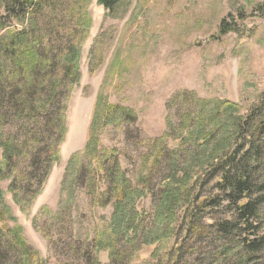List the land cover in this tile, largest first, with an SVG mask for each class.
Returning a JSON list of instances; mask_svg holds the SVG:
<instances>
[{
  "label": "trees",
  "instance_id": "16d2710c",
  "mask_svg": "<svg viewBox=\"0 0 264 264\" xmlns=\"http://www.w3.org/2000/svg\"><path fill=\"white\" fill-rule=\"evenodd\" d=\"M94 1L0 0V183L11 182L9 192L24 214H29L61 160L67 113L81 82L83 48L93 26ZM96 2L112 19H121L133 9L97 95L86 144L72 156L62 183L64 187L79 182L80 166L86 160L90 167L111 166L114 213L93 247L96 264L105 250L111 252L110 264H132L135 258L129 256L119 262L121 241L140 234L146 238L144 245L158 244L155 264H206L196 257L198 249L191 247L199 242H208L212 249L207 264H264V92L246 115L239 104L207 100L196 92L181 91L171 98L168 132L151 140V162L149 158L141 162L140 197L148 195L155 175L164 172L154 225L142 226L130 179L117 163L116 152L99 142V131L109 122L105 90L124 67L122 52L137 29L142 8L133 6L134 0ZM256 2L244 0L241 14L247 7L264 13V3ZM233 21L220 24L219 37L238 33ZM115 40L109 31L98 33L90 53L97 61L91 73L109 57ZM171 142L178 145L174 151L168 150ZM200 184L209 188L208 196L199 191ZM67 194L70 206L74 195ZM46 213L43 209L37 220ZM10 221L17 223L0 189V264H46L20 225L4 226ZM41 231L53 239L46 229ZM183 232L186 246L173 253L166 243L181 240Z\"/></svg>",
  "mask_w": 264,
  "mask_h": 264
},
{
  "label": "rangeland",
  "instance_id": "374dc122",
  "mask_svg": "<svg viewBox=\"0 0 264 264\" xmlns=\"http://www.w3.org/2000/svg\"><path fill=\"white\" fill-rule=\"evenodd\" d=\"M258 3L264 0H257ZM138 4L142 14L122 52L124 67L105 90V108L109 109L105 115L109 122L99 131V142L100 147L116 152L114 157L136 194L141 225L150 227L155 222L164 172L155 175L145 197L138 196V178L142 160L149 158L151 162L153 158L151 140L168 132L171 98L181 91L196 92L207 100H229L239 104L244 108L242 114L246 115L264 92V13L247 7L241 14L244 0H134L133 6ZM132 12L133 9L121 19H112L96 0L90 7L93 26L83 48L81 82L67 113L68 132L61 146V160L53 167L29 214L22 213L14 203L9 192L11 182L0 183L6 203L17 219V223L10 221L4 226L20 225L28 243L46 264H96L93 247L114 213L115 199L110 190L111 174H108L111 166L108 164L105 169L90 167L86 160L85 166H80L83 172L79 182L66 183L64 187L62 183L72 156L82 151L86 144L97 95ZM233 19L238 33L219 37L220 24L224 20L234 22ZM101 31L111 32L116 40L106 61L91 73V66L97 61L92 60L90 53ZM168 145L169 151L178 148L173 142ZM203 185L198 189L203 196H208L209 188ZM68 192L74 195L70 206ZM62 197L65 200L59 207ZM43 209L47 210L46 216L38 221ZM41 229H46L54 242ZM184 239L185 232L181 240L173 238L166 246L176 253L186 246ZM128 240L121 241L119 262L129 256L135 258L132 264L156 263L153 258L158 244L144 245L146 238L142 234L137 238L135 235L128 237ZM199 243L196 246L192 243L191 247L198 249V260L201 257L207 264L212 249L208 242ZM184 256L189 263V254ZM96 261L110 264L111 252L102 251ZM170 263L175 264L174 261Z\"/></svg>",
  "mask_w": 264,
  "mask_h": 264
}]
</instances>
